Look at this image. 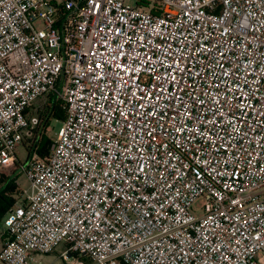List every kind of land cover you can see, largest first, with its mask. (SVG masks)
I'll use <instances>...</instances> for the list:
<instances>
[{
	"label": "built area",
	"instance_id": "obj_1",
	"mask_svg": "<svg viewBox=\"0 0 264 264\" xmlns=\"http://www.w3.org/2000/svg\"><path fill=\"white\" fill-rule=\"evenodd\" d=\"M154 1L0 0L2 264H264V0Z\"/></svg>",
	"mask_w": 264,
	"mask_h": 264
},
{
	"label": "rangeland",
	"instance_id": "obj_2",
	"mask_svg": "<svg viewBox=\"0 0 264 264\" xmlns=\"http://www.w3.org/2000/svg\"><path fill=\"white\" fill-rule=\"evenodd\" d=\"M142 1L145 3H148L150 5H154L156 3L154 0H126V4H128L129 6H135L137 4H141ZM148 4H144V5L147 7ZM35 26L39 27L40 24L36 23ZM49 106H50V98L48 97L46 99L37 101L34 108H33V112H35L37 114L41 123L46 118ZM61 128H62V122L61 121H59L57 119H53V118L49 119L47 129L44 131L51 141V144L48 147V152L50 151V149L54 143V140H55L57 134L59 133V131L61 130ZM36 137H37V132L34 130V132H32V134H31V139H33V138L35 139ZM26 145H28V144L25 143V146L20 145L16 150L17 163L20 165H24L26 163V160H27V150L28 149H27ZM16 170L17 169L15 167H13L10 170H8L7 172L1 173L0 177L10 175L13 172H15ZM16 184L18 186V190H22V189H25L26 187H28V182L24 176V173L21 170H18L16 172ZM2 230H3L2 226H0V233L3 232ZM63 249H64V245L62 244L54 252H52L50 254H46V255L35 254L34 255L35 261L33 264H94L86 258H77L74 255H72L71 258H69L67 261L63 260L60 257V253L62 252ZM0 264H2V263L0 262Z\"/></svg>",
	"mask_w": 264,
	"mask_h": 264
},
{
	"label": "trees",
	"instance_id": "obj_3",
	"mask_svg": "<svg viewBox=\"0 0 264 264\" xmlns=\"http://www.w3.org/2000/svg\"><path fill=\"white\" fill-rule=\"evenodd\" d=\"M51 99L52 97H50V106L48 108L46 118L40 124L37 131V137L33 140L30 150L27 148L28 157L32 150H34L35 156L39 158H42L48 154V147L50 146L51 141L44 131L47 129L49 119L53 118L61 122L64 119V113L59 106V102L56 100L54 105H52ZM15 168L17 170L12 174L0 177V222L5 217L8 209L13 205L14 197L18 195V186L16 184V172L19 170L18 163L15 164ZM1 173L5 172H0V174ZM2 186L4 187L2 188Z\"/></svg>",
	"mask_w": 264,
	"mask_h": 264
},
{
	"label": "crops",
	"instance_id": "obj_4",
	"mask_svg": "<svg viewBox=\"0 0 264 264\" xmlns=\"http://www.w3.org/2000/svg\"><path fill=\"white\" fill-rule=\"evenodd\" d=\"M0 226H2V221L0 222ZM2 233H0V248H1V246H2V241H3V236H4V228H3V226H2Z\"/></svg>",
	"mask_w": 264,
	"mask_h": 264
},
{
	"label": "water",
	"instance_id": "obj_5",
	"mask_svg": "<svg viewBox=\"0 0 264 264\" xmlns=\"http://www.w3.org/2000/svg\"><path fill=\"white\" fill-rule=\"evenodd\" d=\"M55 101H56V96H53V98H52V105H54ZM3 187H4V186H3ZM3 187H2V188H3ZM2 188H1V189H2Z\"/></svg>",
	"mask_w": 264,
	"mask_h": 264
},
{
	"label": "snow or ice",
	"instance_id": "obj_6",
	"mask_svg": "<svg viewBox=\"0 0 264 264\" xmlns=\"http://www.w3.org/2000/svg\"><path fill=\"white\" fill-rule=\"evenodd\" d=\"M153 115H154V113H153ZM150 135H151V133H149ZM140 171H142V169H139ZM105 175L107 176L108 175V173H105Z\"/></svg>",
	"mask_w": 264,
	"mask_h": 264
}]
</instances>
